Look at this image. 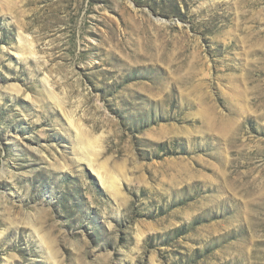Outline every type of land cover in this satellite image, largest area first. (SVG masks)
I'll use <instances>...</instances> for the list:
<instances>
[{
    "label": "rangeland",
    "instance_id": "rangeland-1",
    "mask_svg": "<svg viewBox=\"0 0 264 264\" xmlns=\"http://www.w3.org/2000/svg\"><path fill=\"white\" fill-rule=\"evenodd\" d=\"M0 264H264V0H0Z\"/></svg>",
    "mask_w": 264,
    "mask_h": 264
},
{
    "label": "bare ground",
    "instance_id": "bare-ground-1",
    "mask_svg": "<svg viewBox=\"0 0 264 264\" xmlns=\"http://www.w3.org/2000/svg\"><path fill=\"white\" fill-rule=\"evenodd\" d=\"M88 164H89V166H91L92 167V163H91V161L90 160H88ZM93 169V168H92ZM100 172L98 171V170H96V174H98L97 176L100 178V180L102 181V178H101V176H100V174H99ZM108 184V183H107ZM111 184V183H110ZM109 187V189H111L112 187H111V185H109L108 186ZM45 248V247H44Z\"/></svg>",
    "mask_w": 264,
    "mask_h": 264
}]
</instances>
